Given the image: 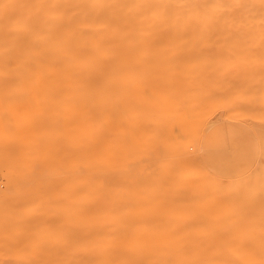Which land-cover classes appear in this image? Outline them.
I'll use <instances>...</instances> for the list:
<instances>
[{
    "label": "bare ground",
    "instance_id": "1",
    "mask_svg": "<svg viewBox=\"0 0 264 264\" xmlns=\"http://www.w3.org/2000/svg\"><path fill=\"white\" fill-rule=\"evenodd\" d=\"M259 4L0 0V68L65 90L68 148L63 252L0 264H260L261 240L235 232L174 244L159 233L162 215L151 238L149 213L151 173L178 172L184 128L206 115V94L235 89L219 117L230 124L238 92L250 94L255 79L264 87Z\"/></svg>",
    "mask_w": 264,
    "mask_h": 264
},
{
    "label": "rangeland",
    "instance_id": "2",
    "mask_svg": "<svg viewBox=\"0 0 264 264\" xmlns=\"http://www.w3.org/2000/svg\"><path fill=\"white\" fill-rule=\"evenodd\" d=\"M2 68L1 75L18 78L11 99L0 83V262L39 261L37 255L65 248L67 99L64 89L42 82L39 72L33 75L39 74L36 80L26 70ZM254 82L250 94L236 95L238 119L230 124L219 117L235 89L214 88L206 94V115L184 128L178 172L167 170L161 178L152 171L151 238L157 230L155 218L162 215L167 221L159 233L174 244L214 241L217 235L235 232L264 242V87ZM17 84L23 88L16 89ZM241 108L249 111L250 119H242ZM9 141L10 150L4 147ZM204 149L219 151L206 158Z\"/></svg>",
    "mask_w": 264,
    "mask_h": 264
},
{
    "label": "snow or ice",
    "instance_id": "3",
    "mask_svg": "<svg viewBox=\"0 0 264 264\" xmlns=\"http://www.w3.org/2000/svg\"><path fill=\"white\" fill-rule=\"evenodd\" d=\"M179 6V5H178ZM237 7H240L242 5H236ZM249 7H254L255 5H248ZM260 11L262 16H264V0H260ZM71 19V18H70ZM66 26H71L70 24L66 25ZM262 68H264V56H262ZM16 85V80L14 78L9 79L6 82L5 88H6V94H7V98L11 99L12 98V89L15 87ZM4 147L8 150L11 149V141H9L8 143H6L4 145ZM264 151V150H262ZM261 212H262V216H264V179H262V188H261ZM56 264H73V262L69 261V262H56ZM260 264H264V259H262L260 261Z\"/></svg>",
    "mask_w": 264,
    "mask_h": 264
}]
</instances>
